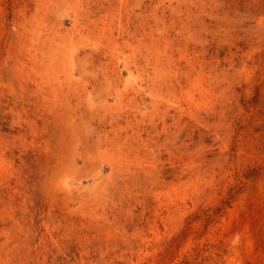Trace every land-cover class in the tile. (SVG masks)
I'll use <instances>...</instances> for the list:
<instances>
[{
    "label": "rangeland",
    "instance_id": "374dc122",
    "mask_svg": "<svg viewBox=\"0 0 264 264\" xmlns=\"http://www.w3.org/2000/svg\"><path fill=\"white\" fill-rule=\"evenodd\" d=\"M0 152V264H264V0H0Z\"/></svg>",
    "mask_w": 264,
    "mask_h": 264
},
{
    "label": "bare ground",
    "instance_id": "6f19581e",
    "mask_svg": "<svg viewBox=\"0 0 264 264\" xmlns=\"http://www.w3.org/2000/svg\"><path fill=\"white\" fill-rule=\"evenodd\" d=\"M232 38V37H231ZM202 79V78H201ZM203 80V79H202ZM198 84H200V83H198ZM175 86V85H174ZM198 87V86H197ZM181 90H183V89H181ZM216 90V89H215ZM203 91V90H202ZM202 91H200V93H202ZM186 92V91H185ZM190 92V91H189ZM204 92H205V89H204ZM187 93V92H186ZM192 93V92H191ZM190 93V95H192ZM182 94V93H181ZM189 94V93H188ZM189 95V96H190ZM191 97V96H190ZM192 98V97H191ZM179 113V112H178ZM180 114H181V112H180ZM192 114V113H191ZM190 114V115H191ZM207 115V114H206ZM180 116V115H179ZM13 119V118H12ZM8 124V123H7ZM152 125V124H151ZM153 128V127H152ZM151 137V136H150ZM99 143V142H98ZM95 144V143H94ZM99 145V144H98ZM73 146V145H72ZM11 149H12V147H11ZM105 150H107V149H105ZM1 153V152H0ZM108 153V152H107ZM2 154V153H1ZM122 154V153H121ZM3 156L5 157V158H11L12 156H13V151L12 150H5L4 149V152H3ZM120 156V155H119ZM121 157V156H120ZM138 160V159H137ZM136 160V161H137ZM172 160V159H171ZM123 161H125V160H123ZM112 162V161H111ZM159 162V161H158ZM173 162V161H172ZM176 162V161H175ZM109 164V163H108ZM113 165V164H112ZM126 165V164H125ZM130 165V164H129ZM139 164H137V166H138ZM162 165V164H161ZM136 166V165H135ZM173 167V166H172ZM73 169V168H72ZM141 169V168H140ZM126 170V169H125ZM143 170V169H142ZM167 170V169H166ZM127 171V170H126ZM135 171H136V169H135ZM140 176V175H139ZM136 180V179H135ZM68 182V181H67ZM159 184V183H158ZM64 185L66 186V184L64 183ZM63 187V186H62ZM67 190V189H66ZM157 190V189H156ZM71 193V192H70ZM147 193V192H146ZM149 193V192H148ZM71 195V194H70ZM153 196V195H152ZM157 199V198H156ZM103 200V199H102ZM173 200V199H172ZM95 206H97V205H95ZM110 212V211H109ZM128 212V211H127ZM84 254V253H83Z\"/></svg>",
    "mask_w": 264,
    "mask_h": 264
}]
</instances>
